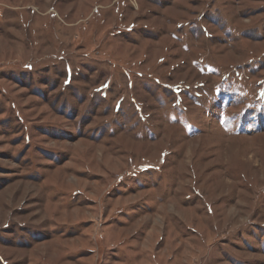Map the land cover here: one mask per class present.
<instances>
[{"label":"rangeland","instance_id":"374dc122","mask_svg":"<svg viewBox=\"0 0 264 264\" xmlns=\"http://www.w3.org/2000/svg\"><path fill=\"white\" fill-rule=\"evenodd\" d=\"M0 264H264V0H0Z\"/></svg>","mask_w":264,"mask_h":264},{"label":"trees","instance_id":"16d2710c","mask_svg":"<svg viewBox=\"0 0 264 264\" xmlns=\"http://www.w3.org/2000/svg\"><path fill=\"white\" fill-rule=\"evenodd\" d=\"M103 88V87H102ZM99 92H100V90H99ZM114 109H115V106H114ZM116 110L118 111V107L116 108ZM116 110H115V112H116Z\"/></svg>","mask_w":264,"mask_h":264}]
</instances>
